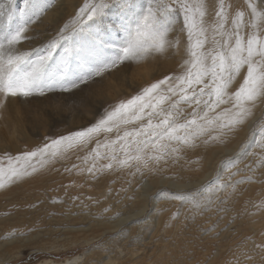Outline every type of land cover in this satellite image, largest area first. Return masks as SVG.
Returning <instances> with one entry per match:
<instances>
[{"label":"bare ground","instance_id":"obj_1","mask_svg":"<svg viewBox=\"0 0 264 264\" xmlns=\"http://www.w3.org/2000/svg\"><path fill=\"white\" fill-rule=\"evenodd\" d=\"M85 1L86 6L101 2ZM26 2L23 0L19 8H25ZM166 2L171 4L172 0ZM188 2L195 6L201 0ZM202 2L208 12L219 10L220 0ZM67 3L72 5L69 16L79 23L80 0L77 5L76 0H67ZM151 3L152 0H135L136 7L130 10L136 13L135 23L127 31L117 32L113 27L118 47L139 41L146 48L153 49L157 29L154 25L143 26ZM224 3L232 19L237 13H244L249 35L259 34L258 28L253 25L264 24V0H224ZM12 4V0L0 3L4 15L9 14ZM253 6L256 8L255 16L252 14ZM130 12L121 13L119 8H112L106 23L118 25L121 16L127 18ZM10 14L17 19L16 12L14 14L11 10ZM69 19L65 18L64 26H68ZM181 29L182 17L168 33L171 47L164 53L153 49L151 54L127 60L90 77L85 85L77 89L67 92L58 89L44 95L35 93L22 97L24 110L36 111L40 117L38 124L31 123V128L46 132L38 141L27 136L29 139L23 148L17 144H3L9 137L15 139L16 132L25 135V129L11 115V111L19 109L14 97L0 96V162L6 166L8 159L12 158L16 163L17 155L37 151L60 134L71 135L85 130L120 102L141 94L145 87L167 76L182 74L185 61L189 58V45ZM47 31L49 36L51 29ZM108 55H112L111 50ZM242 74H246V69ZM107 80L111 81L106 92L108 102L96 93L92 99L80 101V96L91 91L90 83L101 82L103 86ZM241 82L242 77L238 76L230 90L238 89ZM246 107L250 110L249 114L231 130L210 128L196 140L195 146L182 148L183 154L180 150L160 160L142 158L139 161L130 159L127 164L118 163V160L128 159L129 155L135 156L136 153L126 155L119 150V143L111 144L116 139L117 129L94 135L84 144L73 143L69 147L65 143L56 156L33 158L35 171L29 168V174L11 182L5 180L4 186L0 187V261L5 260L1 253L11 243L25 240L24 236H18L20 230L40 225L42 220L36 218L40 214L31 211H41V208L48 211L47 219H53L56 212L62 221L52 235L50 231L41 234L51 241L61 238L70 244L79 241L91 243L105 235L112 236V240L116 238V251L113 250L114 254L111 252L113 255L107 252L99 260L92 257L79 264H264V99ZM74 109L77 114L69 111L70 115L64 118L56 116L61 110ZM47 114L53 119L47 118ZM134 126L121 125L119 132L122 135L124 130ZM12 139L11 142L14 141ZM97 143L101 145L99 158L93 151ZM105 144L109 146L104 147ZM113 148L117 149L116 160L109 158ZM133 161L137 163L132 164ZM114 163L122 167H112ZM139 163H148L146 166L153 164L152 173L147 167L142 170L134 166ZM93 165L94 171L89 172ZM127 168H137L134 170L135 177L142 182L130 183L125 193L123 188L115 191L113 178ZM167 192L174 193V196H167ZM167 199L170 200L165 202ZM50 200L52 205L47 204ZM39 201L42 203L38 204ZM126 243L136 247H126ZM80 257L72 262V259H66L63 264H78Z\"/></svg>","mask_w":264,"mask_h":264},{"label":"snow or ice","instance_id":"obj_2","mask_svg":"<svg viewBox=\"0 0 264 264\" xmlns=\"http://www.w3.org/2000/svg\"><path fill=\"white\" fill-rule=\"evenodd\" d=\"M49 5L50 0H27L19 23L0 9V96L30 97L58 89L67 92L117 64L151 54L153 49L164 53L171 47L168 33L181 17L189 58L182 74L167 76L145 87L141 94L120 102L93 126L71 135L60 134L37 151L17 155L16 163L12 158L6 166L0 162V187L5 180L11 182L29 174V168L35 171L33 158L56 156L65 143L69 147L73 143L84 144L94 135L111 133L114 129L117 135L111 144L119 143V150L126 155L136 153L118 163L163 159L184 147L195 146L196 140L210 128L231 130L249 114L246 105L264 99V24L253 25L259 34L249 35L244 13L239 12L232 19L224 0H220L219 10L212 12L206 11L202 0L195 6L188 0H172L171 4L152 0L143 26L154 25L157 29L153 49L139 41L125 47L116 44L112 29L127 31L135 23L136 13L130 12L136 7L135 0H101L80 10L81 21L66 30L67 35L60 32L58 38H49L39 47L21 51L19 46L31 38L28 31L33 18L41 16ZM112 8L130 15L127 18L122 15L118 25L108 24L106 18ZM252 14L256 15L254 6ZM84 16L89 23H84ZM244 69L246 74H242ZM238 76L242 82L232 91L231 85ZM130 124L135 126L121 135L120 126ZM100 147L97 143L93 150L96 158L101 156ZM116 151L113 148L109 158L116 160ZM94 168L95 165L88 171L93 172Z\"/></svg>","mask_w":264,"mask_h":264},{"label":"rangeland","instance_id":"obj_3","mask_svg":"<svg viewBox=\"0 0 264 264\" xmlns=\"http://www.w3.org/2000/svg\"><path fill=\"white\" fill-rule=\"evenodd\" d=\"M12 2L14 5L12 4L10 6V12L9 13H11V10L14 11V14L16 12V17H17L16 23H19V18L22 15L23 9H24L22 7L19 8V6H20V3L23 2V0H12ZM78 3H79V0H76L75 5H77ZM91 4H93V3H91ZM75 5H73V7H75ZM86 5H87V2L85 0H80V4H79V13L80 14H81L80 10L82 8H85ZM71 9H72V5H69L67 3V0H50V5H49L48 9L41 16L33 18V22L29 26V31H28V35L31 38L29 40L23 42L22 46H19V47H21V50L27 48L29 51L33 47L34 48L39 47L43 43L48 41L49 38H58V33H60V32L67 33L66 30L77 26L79 23H76L69 16L71 14ZM81 16H82V14H81ZM66 17L70 18L69 21L67 22L69 27L64 26V24H63ZM83 20H84L85 24L89 23L87 21L86 16L83 17ZM45 28L51 29V34L49 36H48V31H47L48 29L46 30ZM45 39H47V40H45ZM110 82L111 81L107 80L103 86H101V82L90 83L91 91H88L87 94L80 96V101H88V100L92 99V97L96 93L97 96H100V97L103 96L104 102H108L109 99L107 97L106 92L108 91L107 86ZM57 94H59V93H57ZM14 100L17 102L19 109H18V111L15 109L14 112L11 111V115L13 117H16V119H18L19 126L20 125L24 126L25 130H23V131H24L25 135L22 132H19V133L16 132L15 139H12L11 137H9L8 140L6 139V142L3 141V144L4 145L17 144L19 147L23 148L27 145V140L29 138L32 137L31 140L38 141L39 138L42 136V134H45L46 132L44 129H40V128H36V127L32 129L31 123L38 124V122L40 120V117H38L39 116L38 113L36 111L30 112L29 110H24L25 107H23L24 105H23L22 97H14ZM55 111H56V109H55ZM69 111L70 112L72 111L73 113L75 112L74 114H77L75 109L74 110H66V111L61 110V111H59L58 115H56V116L59 118H64L65 115H67V116L70 115ZM46 117L51 119V120L53 119V116H51L50 114H47ZM28 126H29V128H28ZM0 130H2V128H0ZM27 136L29 138H26ZM11 139H12V141L13 140L14 141L11 142ZM183 153H184L183 150H181V154H183ZM134 162L135 161H133V163L132 162L131 163L132 164L137 163V162H135V163ZM147 164L148 163H139V164L134 165V166L139 167V168L141 167L142 170L146 169V167H147L150 169V171L152 173L151 165H153V164H151L150 166H146ZM113 166L119 167V168L122 167L118 163H114L112 165V167ZM135 169H137V168H135ZM135 169H129L128 170V168H127L126 171H128V172H126V171L120 172L117 177L113 178V181H115L114 183H116L114 185L115 191L119 190V188H121V189L123 188L124 190L123 189L122 190L125 193V190L128 188V185L130 183H133V182L136 183L138 181L137 182V184H138V183L142 182L137 177H135L136 176V174L134 172ZM127 173H128V175H127ZM166 194H167V196H174V193H172V192H167ZM172 198H170V199H172ZM170 199H167L165 202H168ZM41 203H42L41 201L38 202V204H41ZM47 204L52 205L51 200ZM40 210L41 211H36V212L31 211V213H39L40 214V215H37V217L35 216L38 221L42 220L40 225L37 227H32V228L26 227L25 229L20 230L22 233L20 232L18 236L19 237L24 236L25 240L20 241V242H19V240L14 241L13 243H11L10 246H8V248L3 250L1 255H2V259L4 258L5 260H3V262L0 261V264H51V262H54L55 264H63L66 259H72L70 261V262H72L73 259H75L78 256L79 257L81 256L80 259L78 260V261H80V262H78V264H79L82 261H84L85 259H89L92 257H95L96 259L99 260V258H101V255H104L107 252L110 255L114 254L113 250H115L114 248L117 246V244H116L117 241L115 240L116 238L115 239L113 238V240H112L111 239L112 236H110V235H105V236H103L104 238L101 237L100 239L93 241L91 243H87L85 241H79L80 243L79 242H76V243L72 242L70 244L61 238L51 241L50 238H46L45 234L42 237L41 234L45 233V231H50L51 235H52V233H54L55 230L58 229L62 225V221H60L59 217H57L58 213L54 212V217H53V219L51 218V220H50V218L47 219L45 217L48 214V211L45 212V210H43L41 208H40ZM50 211L53 214V211L52 210H50ZM42 213H44V214H42ZM55 217H56V219H55ZM46 219H47V221H46ZM52 220H53V222H52ZM48 222H50L51 224ZM44 224H45V226H44ZM135 224H138V223H135ZM55 226H56V228L54 229ZM37 228H38V230H37ZM39 232H40V234L38 235ZM32 238H34V239H32ZM41 241H42V243H41ZM52 242H53V244H52ZM32 244L34 245V247ZM61 244H64V245H61ZM129 244L130 243H128V244L126 243V247H128V246L129 247H136V245H129ZM50 245H52V246H50ZM14 246H15V248H14ZM45 246H47V247H45ZM108 247H110V249ZM119 247H122V245L119 244ZM90 248L91 249L94 248L93 251ZM90 250H91V252H90ZM83 255H85L88 258H86L85 256L83 257ZM95 255H97L98 258ZM6 259H8V260L6 261Z\"/></svg>","mask_w":264,"mask_h":264}]
</instances>
